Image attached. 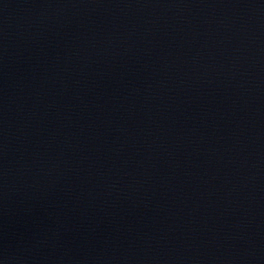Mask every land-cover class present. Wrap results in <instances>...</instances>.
<instances>
[{"label":"water","instance_id":"95a60500","mask_svg":"<svg viewBox=\"0 0 264 264\" xmlns=\"http://www.w3.org/2000/svg\"><path fill=\"white\" fill-rule=\"evenodd\" d=\"M0 264H264V0H0Z\"/></svg>","mask_w":264,"mask_h":264}]
</instances>
